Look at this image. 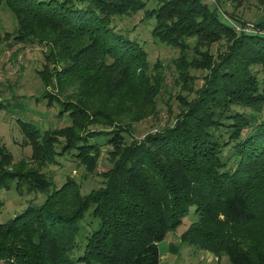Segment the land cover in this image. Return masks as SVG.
Wrapping results in <instances>:
<instances>
[{
	"label": "trees",
	"instance_id": "1",
	"mask_svg": "<svg viewBox=\"0 0 264 264\" xmlns=\"http://www.w3.org/2000/svg\"><path fill=\"white\" fill-rule=\"evenodd\" d=\"M218 1L212 8L205 0H156L157 8L144 12L155 19L152 38L179 52L177 84L191 90L198 79L191 70L203 72V83L191 101L177 95L171 124L135 139L132 124L157 115L165 77L112 22L146 3L0 0L16 23L6 36L45 48L41 98L60 107L58 118L70 119L53 130L18 120L29 161L13 163L0 146V189L17 181L47 193L0 224V263L160 264L158 244L193 210L197 220L180 244L231 264H264V21L242 20ZM255 1L264 13V0ZM224 12L253 28L236 31ZM101 137L111 146L101 186L83 195L68 179L49 193L53 183L41 171L63 156L93 173ZM86 215L88 230L80 235Z\"/></svg>",
	"mask_w": 264,
	"mask_h": 264
},
{
	"label": "rangeland",
	"instance_id": "2",
	"mask_svg": "<svg viewBox=\"0 0 264 264\" xmlns=\"http://www.w3.org/2000/svg\"><path fill=\"white\" fill-rule=\"evenodd\" d=\"M146 3L144 11L132 16H117L112 25L115 32L123 34L126 38L138 42L147 53V61L150 67L158 63L165 77L164 88L157 97V115L133 123L131 135L135 139H141L148 133L161 129L174 121L175 115L179 112V101L177 95L189 98L191 101L195 96V89L203 83V72L191 70V75L197 77L195 86L190 90L188 86L180 87L175 80L177 75L173 61L179 56L177 49L161 44L151 36L155 19L144 18V12L157 8L156 0H143ZM210 7L218 6V0H205ZM237 4L231 0H220L222 9L226 12H235L242 20L259 24L264 21V13L255 0H243V5L236 8ZM225 20L233 25L236 23L227 13L224 12ZM16 23L14 16L3 3L0 8V146L3 145L11 153L13 163L20 160H30L31 148L23 146V134L20 131L19 121L31 122L41 130L59 129L70 125L68 114L58 118L60 107L53 103L47 105V100L41 98L44 93V86L38 75L44 64L45 48L41 45L14 43L10 35L14 32ZM9 39V40H8ZM218 44L213 45L212 52H216ZM198 57V54L195 53ZM175 82V83H174ZM188 87V88H187ZM192 87V86H191ZM50 91V90H49ZM19 120V121H18ZM128 119H124L126 124ZM99 130L101 127H90ZM124 136L130 138L124 133ZM107 138L101 137V154L98 165L93 173H86V169L78 164L72 157L58 156L56 164L46 166L43 171L45 177L52 181L53 187H60L68 179H73L79 186L80 192L84 195L92 189L101 186L102 178L99 173L111 167L108 152L111 146L105 143ZM113 150V148H112ZM31 166V165H30ZM47 193L28 191L26 183H11L9 189H0V224L7 222L18 214L22 213L29 206L40 205L46 198ZM197 220L195 211L182 219V224L169 235H177ZM89 217L86 215L80 223L81 234L88 230ZM82 237V236H80ZM171 236L166 237L158 244L159 253L162 255L168 250ZM80 241V238H77ZM170 252V264H205L200 261L199 250L193 246L172 242ZM3 264V263H0ZM220 264H231L228 257L224 256Z\"/></svg>",
	"mask_w": 264,
	"mask_h": 264
},
{
	"label": "crops",
	"instance_id": "3",
	"mask_svg": "<svg viewBox=\"0 0 264 264\" xmlns=\"http://www.w3.org/2000/svg\"><path fill=\"white\" fill-rule=\"evenodd\" d=\"M169 234H171V233H168L166 236V237L171 236L167 252H165L162 255L159 253L160 264H170V261H171L170 252H172V250H170V249H173L172 248V242H175V243H177V245H180V243H179L180 234H177V235H169ZM166 237H165V239H166ZM199 256H200V261L201 260L204 261L205 264H220V262H221V260H219L214 254L207 252V251H200Z\"/></svg>",
	"mask_w": 264,
	"mask_h": 264
},
{
	"label": "built area",
	"instance_id": "4",
	"mask_svg": "<svg viewBox=\"0 0 264 264\" xmlns=\"http://www.w3.org/2000/svg\"><path fill=\"white\" fill-rule=\"evenodd\" d=\"M233 25V24H232ZM233 27L236 29V31L238 32H246L249 33L251 31V29L253 28V26L250 24L247 27L243 28V26L241 25H233Z\"/></svg>",
	"mask_w": 264,
	"mask_h": 264
}]
</instances>
